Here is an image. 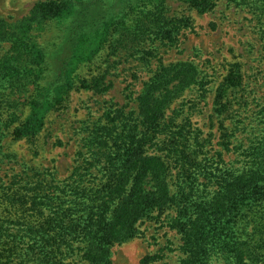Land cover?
Returning a JSON list of instances; mask_svg holds the SVG:
<instances>
[{
	"label": "trees",
	"instance_id": "16d2710c",
	"mask_svg": "<svg viewBox=\"0 0 264 264\" xmlns=\"http://www.w3.org/2000/svg\"><path fill=\"white\" fill-rule=\"evenodd\" d=\"M185 1L204 14L219 0ZM230 1L254 16L264 52V0ZM168 2L47 0L19 21L0 18V43L10 45L0 58L1 160L11 158L3 153L7 135L37 139L73 91L111 90L108 71L71 77L76 59L92 63L104 51L122 50L155 72L136 108L111 104L83 123L68 178L26 166L1 182L0 264H114L116 245L164 216L180 235L179 264H264V95L247 96L243 65L230 64L216 90L221 149L212 155V142L194 128L185 102L172 108L193 90L206 101L211 83L194 62L165 64L158 54L162 45H176L189 23L170 16ZM65 16L71 22L57 39L40 45L36 33ZM86 19L97 21L90 35L100 41L89 45L91 54L77 56L86 39L76 31ZM261 89L264 94V77ZM164 258L159 251L141 264Z\"/></svg>",
	"mask_w": 264,
	"mask_h": 264
},
{
	"label": "rangeland",
	"instance_id": "374dc122",
	"mask_svg": "<svg viewBox=\"0 0 264 264\" xmlns=\"http://www.w3.org/2000/svg\"><path fill=\"white\" fill-rule=\"evenodd\" d=\"M40 1L47 0H0V18L8 22L19 21L29 15L34 5ZM168 8L170 16L188 17L189 23L181 30L176 45L164 44L158 54L165 64L194 62L208 76L211 83L206 101H200L198 92L193 90L186 93L172 108L185 102L184 108L192 116L194 128L200 129L203 138L212 142L213 146L209 148L213 155L215 150L221 149L218 145L221 141L219 119L213 110L216 90L227 76L230 64L239 62L243 65L247 96L252 90L256 98L261 99L264 95L261 89L264 61L260 58L264 52L256 26L257 21L247 7L238 6L230 0L215 2L213 9L204 14L197 12L185 0H169ZM109 21L108 19L103 23V31L107 29L105 24ZM70 22L65 16L48 24L36 33V40L46 47L57 39L61 28H66ZM81 24L84 27L77 29L76 33L86 40L82 48L77 44L74 50L77 56L91 54L89 45H97L100 41L90 35L97 21L86 19ZM102 36L103 32L100 34V37ZM9 47L8 43H0V58ZM83 61L76 59L71 77L91 78L100 72L108 71L107 80L112 83L111 90L105 94L83 89L73 91L65 108L49 115L44 131L33 141H16L12 134L7 135L2 143L3 153L11 158L0 159V184L2 181H10L13 175L23 171L26 166L38 168L40 171H52L59 180L68 178L74 168L75 153L83 137V123L99 119L111 104H129L130 108H136V97L143 89L144 83L155 73L146 69L130 53L122 50L104 51L92 63ZM157 66L158 60H153L152 69L156 70ZM235 98L233 93L229 99L233 102ZM162 219L163 221L158 223H143L140 225L138 237L123 245H116L113 248L114 264H141V259L145 256L159 251L163 252L165 258L151 264H179L182 257L178 249L181 243L180 235L170 231L165 216ZM213 264L226 263L215 260Z\"/></svg>",
	"mask_w": 264,
	"mask_h": 264
}]
</instances>
